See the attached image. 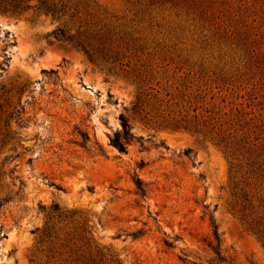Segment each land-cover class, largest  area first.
Segmentation results:
<instances>
[{
    "label": "rangeland",
    "instance_id": "374dc122",
    "mask_svg": "<svg viewBox=\"0 0 264 264\" xmlns=\"http://www.w3.org/2000/svg\"><path fill=\"white\" fill-rule=\"evenodd\" d=\"M0 64V264H264V0H0Z\"/></svg>",
    "mask_w": 264,
    "mask_h": 264
},
{
    "label": "trees",
    "instance_id": "16d2710c",
    "mask_svg": "<svg viewBox=\"0 0 264 264\" xmlns=\"http://www.w3.org/2000/svg\"><path fill=\"white\" fill-rule=\"evenodd\" d=\"M15 3L16 1L22 2V0H13ZM18 4V3H17ZM51 14L52 16H55L57 13H47ZM50 36H53L57 41L59 42H71L70 37H65L63 35V32L59 29H56L50 33ZM8 58L4 59V63H7ZM0 64L2 68H4V65ZM121 131L116 132L113 134L112 137H109V143L112 145L114 148H116L119 152H125L126 150V143L129 140L128 138L131 135V129L129 127L128 122L121 116ZM136 188L138 191V194L144 195L145 190L143 188V185L141 182L137 179L135 181ZM212 240L208 242V246L216 253L219 254L220 251V246H221V238H220V233L218 232V228L213 224L212 225Z\"/></svg>",
    "mask_w": 264,
    "mask_h": 264
}]
</instances>
